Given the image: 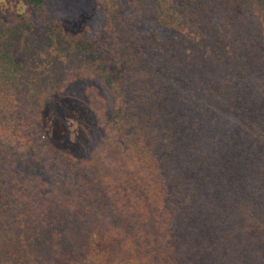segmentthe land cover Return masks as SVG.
<instances>
[{
    "label": "trees",
    "instance_id": "obj_1",
    "mask_svg": "<svg viewBox=\"0 0 264 264\" xmlns=\"http://www.w3.org/2000/svg\"><path fill=\"white\" fill-rule=\"evenodd\" d=\"M19 1L0 16V264H264V0H98L96 33ZM78 78L114 107L89 91L87 158L43 123Z\"/></svg>",
    "mask_w": 264,
    "mask_h": 264
},
{
    "label": "rangeland",
    "instance_id": "obj_2",
    "mask_svg": "<svg viewBox=\"0 0 264 264\" xmlns=\"http://www.w3.org/2000/svg\"><path fill=\"white\" fill-rule=\"evenodd\" d=\"M46 3L52 17L72 33H96L103 29L107 20L98 0H46ZM17 9L28 10L30 5L19 0H0V16L10 15ZM164 25L158 24L157 28L169 32L170 29ZM90 90H97L105 98L107 113L112 117V95L106 85L96 78L76 79L63 92L51 96L43 111L44 128L52 141L78 158H87L104 136L91 107ZM32 168L45 181L51 182V172L42 162L29 160L21 170L30 172Z\"/></svg>",
    "mask_w": 264,
    "mask_h": 264
}]
</instances>
